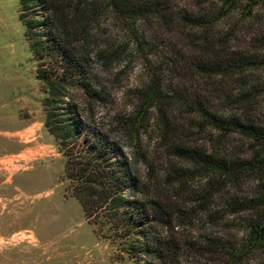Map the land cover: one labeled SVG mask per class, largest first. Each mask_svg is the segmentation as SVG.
<instances>
[{"label":"rangeland","instance_id":"374dc122","mask_svg":"<svg viewBox=\"0 0 264 264\" xmlns=\"http://www.w3.org/2000/svg\"><path fill=\"white\" fill-rule=\"evenodd\" d=\"M130 2L153 12L126 18L105 0H29L25 19L44 20L29 39L19 1L0 0V264L151 263L145 254L130 258L105 229L88 223L67 189L64 158L43 124L39 62L29 50L41 30L53 42L38 54L50 72L60 73L66 53L85 59L89 85L104 100L89 105L72 89L71 105L90 139L115 144L128 160L129 121L157 79L169 130L150 105L139 130L142 157L132 162L148 197L161 201L171 220L153 232L173 248L169 264L261 263L259 249L246 244L251 213L233 210L235 202L257 197V173L213 177L180 149L237 161L259 148L239 132L221 133L195 100L215 118L264 128V1L250 15L244 2L228 13L220 0ZM211 64L217 74L199 68Z\"/></svg>","mask_w":264,"mask_h":264},{"label":"trees","instance_id":"16d2710c","mask_svg":"<svg viewBox=\"0 0 264 264\" xmlns=\"http://www.w3.org/2000/svg\"><path fill=\"white\" fill-rule=\"evenodd\" d=\"M18 1L21 12L19 20L24 26L25 36L30 39L34 28L44 25V20L25 19L29 0ZM105 1L116 13L126 18H136L153 12L147 6L134 5L130 0ZM220 1L223 13L231 11L238 2H244L243 13L250 15L252 8L264 0ZM90 14L91 9L88 10V16ZM43 36L42 30L36 33V40L29 44V50L39 62L35 76L43 84L44 89V98L41 101L44 111L43 124L46 131L53 136L56 148L64 158L63 175L67 180V189L81 205L86 221L99 229H105L108 238L116 240L119 250L130 258L137 254H145L149 257L150 264H169L173 258V248L160 237L157 240L153 232L156 225L159 223L167 225L171 220L163 203L148 197L147 187L136 177L132 162L142 157L139 130L150 105L158 106L165 132L169 130L157 79L155 77L150 79L142 93L143 104L137 115L129 121V144L132 155L128 160L126 156L121 155L122 152L115 144L99 137L90 139L88 129L86 130L88 126L84 123L85 118L71 105L72 89L80 90L85 97V103L89 105L104 100L100 89L96 91L89 85L85 59L66 53L67 58L60 73L50 72L44 66V57L38 54L44 53L53 42L48 36L45 38ZM232 63H235V60L229 57L226 65L231 66ZM199 68L203 71H212L214 74L218 72L214 64L201 65ZM195 103L197 111L203 118L205 117L206 121L221 133L239 132L258 142L259 148L256 150L254 148L249 158L237 161H230L218 153H207L196 148L180 151L185 158L191 159L197 168L213 177L218 175L234 178L244 172H250L254 176L257 173L259 178L257 197L235 202L233 210L251 213L246 244L259 249L262 255L260 264H264V128L239 118L229 120L215 118L198 101L195 100ZM83 132L85 137L80 139ZM211 195V191H207L204 200ZM239 256V252L233 254V258Z\"/></svg>","mask_w":264,"mask_h":264}]
</instances>
